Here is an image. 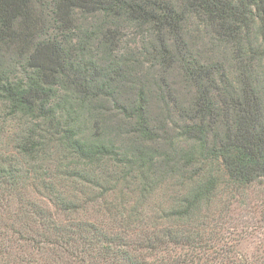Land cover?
<instances>
[{"label": "trees", "instance_id": "trees-1", "mask_svg": "<svg viewBox=\"0 0 264 264\" xmlns=\"http://www.w3.org/2000/svg\"><path fill=\"white\" fill-rule=\"evenodd\" d=\"M251 9L264 40V0H0V264H239L217 226L203 216L194 221L216 186L214 175L195 176L166 212L143 202L160 165L179 166L182 174L215 158L237 185L264 182V108L252 77L223 80V122L210 142L204 120L216 110L213 67L183 58L181 68L200 93L184 126L191 142L179 157L157 158L143 90L131 105L121 102L119 117L138 139L137 155L97 130L82 134L77 123L83 103L103 108L115 97L113 84L128 71L120 44L129 25L148 26L172 66L185 46L187 14L206 15L237 36ZM11 121L19 128L13 141ZM60 149L72 160L57 161ZM125 169L141 173L139 197L128 207L113 177ZM100 181L108 188L89 197L85 183ZM91 201L100 216H84Z\"/></svg>", "mask_w": 264, "mask_h": 264}, {"label": "rangeland", "instance_id": "rangeland-1", "mask_svg": "<svg viewBox=\"0 0 264 264\" xmlns=\"http://www.w3.org/2000/svg\"><path fill=\"white\" fill-rule=\"evenodd\" d=\"M252 13L257 14V10L251 9V14L247 15V26L242 27L241 35L236 36L225 32V25L218 24L217 20L190 12L182 24L185 46L182 50L176 49V61L172 66H167L162 59L158 44L148 26L126 27L120 50L128 62V71L125 70L122 80L113 84L115 97L110 103L105 104L103 108H98L100 104L94 101L82 104L84 112L78 118V131L82 134L96 130L102 132L128 155H137L138 139L131 135V127L121 123L119 117L122 116L121 102L123 104L124 100L128 99V104L131 105L140 90H143L148 123L157 133V137L152 141L158 150L157 158L161 159L166 153L179 157L181 148L191 142L184 134V126L194 113L195 102L200 93L192 78L181 68L184 57L190 63L203 61L213 67L211 77L215 87L210 96L215 102L216 110L204 120L210 130V142L220 134L218 126L223 122L219 109L225 89L229 90L223 81L225 78L236 84L242 81L245 74L252 77L264 108V40L257 19ZM96 18L98 21L101 19ZM241 46L242 51L239 52ZM99 110H102V113H99ZM7 130L8 139L13 141L19 132L18 125L11 121ZM5 139L8 141L4 135L3 140ZM58 156L60 158L56 160L59 162L60 159H63L64 163L72 160L69 153L63 149H60ZM178 167L160 165L151 170L155 183L148 185V189L152 190L143 202L144 208L149 211L162 209L166 212L184 190L191 189L193 183L199 180L195 176L198 175L201 180L206 181L209 175H214L216 186L198 205L194 221L198 223L203 216V222L208 226H217L216 231L225 237V244L229 246L231 254L239 264H264V182L237 185L231 182L219 160L215 158H208L199 167H189L188 171L182 174L179 173ZM108 170L111 172L110 168ZM140 174L125 169L113 175L114 179L120 180L116 196L127 202L125 207L133 204V200L139 197L138 192L142 187L137 178ZM121 177L125 180L121 181ZM85 187L90 189L87 191L89 197L98 195L99 189L104 191L108 188L101 181L96 185L85 183ZM80 201L83 200L80 198ZM84 207H87L84 216H100L97 214L100 205L96 201L84 204Z\"/></svg>", "mask_w": 264, "mask_h": 264}]
</instances>
